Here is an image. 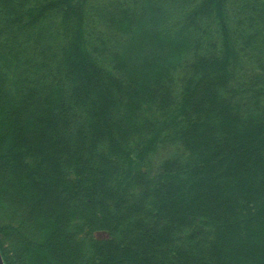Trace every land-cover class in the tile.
<instances>
[{
  "label": "trees",
  "instance_id": "16d2710c",
  "mask_svg": "<svg viewBox=\"0 0 264 264\" xmlns=\"http://www.w3.org/2000/svg\"><path fill=\"white\" fill-rule=\"evenodd\" d=\"M4 264H264V0H0Z\"/></svg>",
  "mask_w": 264,
  "mask_h": 264
},
{
  "label": "water",
  "instance_id": "95a60500",
  "mask_svg": "<svg viewBox=\"0 0 264 264\" xmlns=\"http://www.w3.org/2000/svg\"><path fill=\"white\" fill-rule=\"evenodd\" d=\"M0 264H4L1 253H0Z\"/></svg>",
  "mask_w": 264,
  "mask_h": 264
}]
</instances>
